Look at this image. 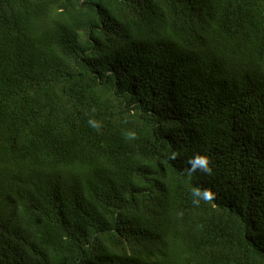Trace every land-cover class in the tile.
I'll use <instances>...</instances> for the list:
<instances>
[{"label":"trees","instance_id":"1","mask_svg":"<svg viewBox=\"0 0 264 264\" xmlns=\"http://www.w3.org/2000/svg\"><path fill=\"white\" fill-rule=\"evenodd\" d=\"M0 264H264V0H0Z\"/></svg>","mask_w":264,"mask_h":264},{"label":"clouds","instance_id":"2","mask_svg":"<svg viewBox=\"0 0 264 264\" xmlns=\"http://www.w3.org/2000/svg\"><path fill=\"white\" fill-rule=\"evenodd\" d=\"M196 163L199 164L201 167H203L205 171H208V169H207V160H206V158H204V157H199V158H197ZM207 195H208V197L210 198L211 193H208Z\"/></svg>","mask_w":264,"mask_h":264}]
</instances>
